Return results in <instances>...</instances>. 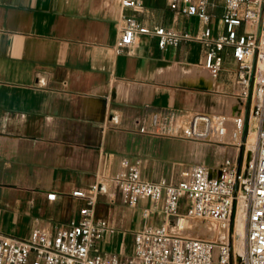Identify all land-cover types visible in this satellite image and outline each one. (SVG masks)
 I'll list each match as a JSON object with an SVG mask.
<instances>
[{
	"label": "crops",
	"instance_id": "1",
	"mask_svg": "<svg viewBox=\"0 0 264 264\" xmlns=\"http://www.w3.org/2000/svg\"><path fill=\"white\" fill-rule=\"evenodd\" d=\"M120 1L0 0V232L5 236L27 240L34 230L54 234L68 226L83 205L72 192L87 189L96 177L115 175L121 159L139 163L145 181L176 183L191 166L208 165V155L224 159L236 153L233 146L218 149L182 136L193 115L235 111L228 60L229 72L213 78L198 43L162 50L156 39L143 36L131 53H119ZM142 4L137 18L144 26L189 33L198 28L195 17L170 11L166 0ZM224 8L225 0L207 6L213 35L222 31ZM103 198H114L99 197L95 208L96 217L112 228L98 242L107 255L125 252L129 244L133 248L138 231L163 223L160 203L141 200L126 208ZM180 207L184 211L182 200ZM146 208L150 214L144 217Z\"/></svg>",
	"mask_w": 264,
	"mask_h": 264
},
{
	"label": "built area",
	"instance_id": "2",
	"mask_svg": "<svg viewBox=\"0 0 264 264\" xmlns=\"http://www.w3.org/2000/svg\"><path fill=\"white\" fill-rule=\"evenodd\" d=\"M210 1L166 0L170 11L197 19V30L189 33L144 26L137 18L143 0H121L124 16L117 51L131 53L143 36L156 39L162 50L198 43L204 49L203 67L213 78L228 72L226 60L232 62L235 111L193 115L183 137L233 146L235 155L225 157L217 167L195 164L176 183L145 181L139 163L121 159L115 175L96 177L87 189L72 192L83 205L68 226L54 234L34 230L27 240L0 232V264H264V0H225L222 31L216 35L207 12ZM253 119L255 143L249 152ZM117 193L130 208L141 200L160 203L163 215L160 226L135 234L132 255L125 259L105 254L98 245L112 232L107 219L96 217L98 198H114ZM239 211L245 215L241 252L235 231L232 234ZM142 214L147 217L150 210L143 209Z\"/></svg>",
	"mask_w": 264,
	"mask_h": 264
},
{
	"label": "rangeland",
	"instance_id": "3",
	"mask_svg": "<svg viewBox=\"0 0 264 264\" xmlns=\"http://www.w3.org/2000/svg\"><path fill=\"white\" fill-rule=\"evenodd\" d=\"M225 67H227V69H229V68H231V69H235L234 67V65H233V63L232 62H230V61H228V63H227V65H225ZM228 72H229V70H228ZM232 73H233V71H232ZM231 73V75H230V79H232L233 78V74ZM222 147H225V145H219V147H217L218 149H223ZM248 148H249V145H248ZM223 159V157L221 156V155H213V154H211V155H208L207 157H206V163L209 165V166H214L215 164H216V162L218 161V160H222ZM117 199H119L120 201H118ZM103 201H105V202H107L108 204H110L111 206H116V205H119V206H123V207H126V208H129L127 205H125L124 203H123V201L121 200V198H118V197H115L113 200H109V199H105V198H103ZM99 202V199H98V201H97V203ZM184 202V199H182V203ZM97 205V204H96ZM232 234H233V236H234V231H235V225H233L232 226ZM236 239H237V237H235ZM131 244H129V246H128V249H127V251H125V252H121L120 254H116V253H112L111 255H117L119 258H121V259H125V258H128V257H130L131 255H132V248H131V246H130Z\"/></svg>",
	"mask_w": 264,
	"mask_h": 264
},
{
	"label": "bare ground",
	"instance_id": "4",
	"mask_svg": "<svg viewBox=\"0 0 264 264\" xmlns=\"http://www.w3.org/2000/svg\"><path fill=\"white\" fill-rule=\"evenodd\" d=\"M255 130H256V122L253 119L252 124H251L250 133L248 136V145L250 149L249 152L251 151L255 143ZM244 230H245V215L243 211H239L238 218H237L236 225H235V236L238 237V239L236 240L237 252H241L243 248Z\"/></svg>",
	"mask_w": 264,
	"mask_h": 264
}]
</instances>
